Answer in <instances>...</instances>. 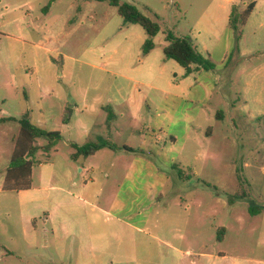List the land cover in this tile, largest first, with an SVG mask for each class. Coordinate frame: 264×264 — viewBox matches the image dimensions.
I'll list each match as a JSON object with an SVG mask.
<instances>
[{
	"label": "rangeland",
	"instance_id": "obj_1",
	"mask_svg": "<svg viewBox=\"0 0 264 264\" xmlns=\"http://www.w3.org/2000/svg\"><path fill=\"white\" fill-rule=\"evenodd\" d=\"M215 1L120 0L137 5L144 13L148 7L150 16L159 17L162 32L155 39L157 47L150 58L144 59L143 28L125 24L117 9L106 1L57 0L46 13L43 9L49 0H0V25L21 21L26 33L18 37L19 25L12 24L8 30L14 35L3 37L0 44L5 53L6 79L13 86L19 84V89L9 86L5 93L7 107L16 118L6 125L13 137L7 142L9 152L14 151L24 114L44 130L46 125L48 130L63 129V115L53 112L50 118L40 119V109L35 105L39 87L69 100L66 107H72L86 89L93 94L98 84L107 88L127 86L130 97L141 104L142 111L137 115L143 116L135 127L140 130L148 126L151 117L159 114V121L166 120V136L183 135L188 110L197 101L225 117L210 120L213 136L203 130L195 144L190 142L200 152L199 157L194 161L191 154L192 169H180L191 174V180L179 181L171 175L149 225L144 227L140 219L131 221L142 231L105 221L107 217L93 209L96 203L84 202L79 189L88 177L90 160L73 162L70 156L74 149L64 139L48 161L38 153L31 189L10 195L21 239L17 236L6 264H259L264 259V226L261 218L249 211L264 204V90L256 103L254 83L248 87L250 75L245 78L239 69L258 65L261 61L257 56L264 59V27H260L264 0H244L245 5H239L243 9L252 2L256 4L242 39L230 27L224 36L229 23L216 19ZM167 30L191 38L216 64L214 71L203 72L190 97L189 82H183L180 73L182 67L165 60L163 32ZM244 47L252 50L254 58L237 63L236 52ZM228 48L229 57L235 48L236 52L224 70L229 62V57L224 59ZM20 98L23 113L18 106ZM163 98H167V105L156 109ZM105 111L107 123L110 113L117 116L111 106ZM149 131L146 127L142 137ZM140 137L136 136L135 144ZM168 138L169 147H173ZM45 143L38 140V145ZM164 147L165 142L160 143L161 152ZM9 152L8 163L12 157ZM130 174L136 175L133 170ZM144 177H148L143 179L145 188L155 183L149 174ZM73 190L76 198L68 195ZM144 192H139L142 199ZM237 193L245 197L237 199L229 214V199ZM238 217L245 221L241 232ZM228 225L230 232L226 236V231L225 239L219 241V232Z\"/></svg>",
	"mask_w": 264,
	"mask_h": 264
},
{
	"label": "crops",
	"instance_id": "obj_2",
	"mask_svg": "<svg viewBox=\"0 0 264 264\" xmlns=\"http://www.w3.org/2000/svg\"><path fill=\"white\" fill-rule=\"evenodd\" d=\"M240 4H244V0H216L214 4V15L216 19H221L224 24L229 23L232 7L234 5L239 6ZM262 19L263 21L260 23V27H264V17H262ZM12 24L19 25L18 37H22L21 35L26 36L21 26V21H8L0 25V44L3 37H12L14 35L11 30H8ZM228 27L229 25L224 29V36L229 30ZM146 38L147 36H145L144 42ZM166 44L167 42L165 40L164 46ZM217 46H215V48L213 47L211 50L213 54H215ZM226 51L227 53L224 59H228L229 57V48ZM152 52L145 56L144 59L150 58ZM235 52L236 48L233 54ZM236 53L238 56L236 59L237 63H241L244 60L250 62L252 58H254L252 50L247 47L239 49ZM233 54L229 57L228 65L225 66L224 70L228 69ZM261 56H257V59L261 61L258 65L249 67L250 69H248L247 66L239 67L240 72L245 78H247V75H250L246 85L251 87L254 83V98L256 103L261 101L260 91L264 90V59H261ZM5 60V53L1 50L0 46V264H6L7 256H12L17 236L21 239L19 237L21 228H17V212L16 210H14V212L12 211V196L10 195L22 193L31 189L12 192L7 189L6 185L7 170L10 164V160L9 163L7 160L9 152L7 142H12L13 137H11L7 131L6 125L9 121L1 120L16 118L14 114H12L10 108L7 107L8 99L5 93L9 86H13V84L6 79ZM165 60L168 62L172 61L166 58ZM144 68H147V66L144 65ZM193 68L194 71L191 74H187L186 69L183 67L180 70L183 82H189L190 92L188 93V97L191 96L195 86L200 84L199 78L203 75V72H207V70L197 69L195 66ZM158 70H160V68ZM134 86L136 87L137 84ZM13 87L19 89V84L15 83ZM38 90L40 96L35 102V105L40 109V119L45 120L50 118L53 112L62 116L69 100H63L61 96L52 94L48 88L39 87ZM94 90L95 93L88 94L89 90L86 89L79 102H72L71 121L67 125L63 124V129L61 131L64 141L72 148V143L83 145L88 142H98L106 139L114 143L118 149L104 148L94 155L85 158V161L90 160V168L86 173L88 177H85V184L81 186L79 191L83 194L82 198L85 203H92V201L96 203L97 206L93 209H97L102 215H105L107 217L105 221L107 220L115 225L122 224V227L142 231L140 226L131 221L140 219L144 227L146 225L148 226L152 211L159 203L162 197L161 193H164L166 190L168 182L170 181V176H176V179L179 181L185 180L181 179L179 175H176L177 169L174 168V164L185 170L192 169V160L190 156L194 154V161H196L200 152H198L197 149H193L189 144L191 141L195 144L200 138L203 130L207 136H213L214 129L212 125H209V122L210 120L216 119V117L218 118V112L208 111V104L205 103L202 105L200 101H197V103L188 110L189 117L185 123L186 130L183 132V135L172 133V135L166 136V120L163 119L159 121V118H161L159 114L158 117L155 115L151 117L147 124L148 126L142 127L140 130L135 127V122L137 123L143 115L142 113L137 115L138 112L142 111L141 104L136 103L134 98L130 97L129 87L121 85L107 88V85L98 84ZM89 96H91V98H89ZM166 100L167 98L161 99L156 109L165 107L167 105L165 104ZM149 102H151V100H147V103ZM18 106L21 113H23L21 98L19 99ZM110 106L117 116H113L112 119L109 120V123H107L105 109H108ZM262 115L264 114L262 113ZM223 117L224 116H222V118ZM146 127H148V131H150L145 134V138H143L142 133L145 131ZM45 130L54 131L48 130L47 125L45 126ZM127 133L129 134L126 136ZM151 133H153V135H150ZM137 135L141 137L137 140V144H135ZM168 137L172 140L173 147H169ZM162 142H165V147L161 152L159 147ZM138 152H142V154ZM9 153L11 157L13 149ZM212 159L213 158H210V162ZM72 161L77 162V160ZM132 170L136 174L135 177H132L130 174ZM81 171H83V169H81ZM146 174H149L151 177L150 179L155 181L149 188H145L146 186L143 185V182L148 178L144 177ZM249 175H251V179L254 178V176H252L253 174H248V176ZM190 180L191 177L189 178V181ZM139 192H144L146 196L142 199V195H140ZM68 195L74 198L77 197L74 190L73 192L69 191ZM237 202L236 200L233 204H229V214L232 213ZM253 216L261 218V223L264 226V210L260 214ZM120 217L126 220L121 221ZM238 224L239 231L241 232V229L245 227V221H241V217H238ZM230 229L231 226L228 225L225 230V232L227 231L226 236L230 232ZM187 253L189 254V251H187ZM258 263L264 264V259H260Z\"/></svg>",
	"mask_w": 264,
	"mask_h": 264
},
{
	"label": "trees",
	"instance_id": "obj_3",
	"mask_svg": "<svg viewBox=\"0 0 264 264\" xmlns=\"http://www.w3.org/2000/svg\"><path fill=\"white\" fill-rule=\"evenodd\" d=\"M55 1L57 0H49V3L43 9L44 12L47 13ZM86 1H106L117 9L118 15L123 19L125 24L140 25L147 36L142 45V55L144 57L155 49V37L162 32V26L156 14H154L153 17L149 15L152 11L148 7L146 8L147 13H144L137 5L126 2L122 3L120 0ZM255 5V2H252L243 9H240L237 5L232 7L229 27L236 33L238 39L242 38L243 28L246 26L248 19L254 11ZM163 33L165 34V40L167 42L163 49L165 58L167 60L176 61L180 66L186 69L187 74H191L194 71V66L197 69H204L207 71H214L216 69V64L211 57L204 56L194 45L191 38L180 37L171 30L164 31ZM217 116L218 118H222V112L219 111ZM71 117L72 107H66L62 116L63 124H69ZM112 117V113H110V119H112ZM10 120L16 119L6 118L1 121ZM19 123L21 125L20 135L15 141V148L7 170L6 185L7 189L12 192H20L32 187L33 167L36 155L42 152L48 161L51 158V154L56 151L57 146L64 139L60 131H47L32 123L29 114H24L19 120ZM39 139H43L46 143L42 146L38 145ZM71 146L74 152L70 157L74 161L80 158H88L104 148L118 149L114 143L106 139L98 142H88L83 145L72 143ZM174 168L179 170L178 175L181 179H189L191 177L190 174H187L175 164ZM239 180L240 184H242L244 179L241 174L239 175ZM242 197H245L243 193L232 195L229 199V203L233 204L238 198ZM263 210L264 205H261L251 207L249 211L252 215H258ZM224 234L225 228L219 232V241H223Z\"/></svg>",
	"mask_w": 264,
	"mask_h": 264
}]
</instances>
